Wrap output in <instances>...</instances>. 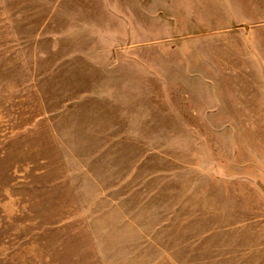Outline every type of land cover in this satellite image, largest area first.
Segmentation results:
<instances>
[{
  "label": "rangeland",
  "instance_id": "1",
  "mask_svg": "<svg viewBox=\"0 0 264 264\" xmlns=\"http://www.w3.org/2000/svg\"><path fill=\"white\" fill-rule=\"evenodd\" d=\"M0 264H264V0H0Z\"/></svg>",
  "mask_w": 264,
  "mask_h": 264
}]
</instances>
